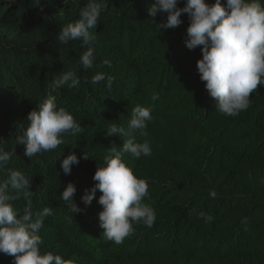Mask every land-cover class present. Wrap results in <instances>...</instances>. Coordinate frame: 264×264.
<instances>
[{"label": "trees", "instance_id": "trees-1", "mask_svg": "<svg viewBox=\"0 0 264 264\" xmlns=\"http://www.w3.org/2000/svg\"><path fill=\"white\" fill-rule=\"evenodd\" d=\"M153 2L107 0L101 23L90 29L97 37L94 67L85 70L78 61L87 46L79 40L61 44L58 34L79 19L86 0H0V137L5 150L17 151L0 170V181L8 167L32 178L33 210L53 209L39 233L41 252L73 264H264V84L239 115L216 111L197 71L201 47L189 50L185 44L188 15L174 29L157 30L167 13L150 17ZM67 71L77 73L80 85L55 87V78ZM97 72L113 77L111 89L106 80L89 83ZM49 95L84 132L30 158L24 145H16L17 128H27L28 114ZM137 105L151 108L158 121L148 123L146 137L136 135L149 141L152 154H125V160L150 182L144 202L157 219L151 228L134 224V234L117 245L99 226V190L75 215L59 197L74 182V199L85 209L81 198L96 183L93 176L111 145L122 148L120 136L107 130L126 126ZM72 152L81 159L65 175L60 164ZM212 189L216 198L209 195ZM16 203L20 209L26 205L22 196ZM200 211L211 219L199 217ZM0 264H14V257L0 253Z\"/></svg>", "mask_w": 264, "mask_h": 264}, {"label": "clouds", "instance_id": "clouds-1", "mask_svg": "<svg viewBox=\"0 0 264 264\" xmlns=\"http://www.w3.org/2000/svg\"><path fill=\"white\" fill-rule=\"evenodd\" d=\"M154 0L148 8L150 17L167 13L166 21L156 25L157 30L176 28L183 23L182 14L189 18L186 47L194 50L201 47L202 57L197 61V71L209 95L215 99V110L235 117L251 105L250 94L258 85L264 84V4L262 0ZM107 8V0H86L80 10L79 19L62 27L58 34L61 44L82 41L87 46L79 57L78 64L85 70L94 67L96 35L95 29L101 23V14ZM105 65L110 61L104 60ZM107 81L111 89L113 77L103 72L95 73L89 83L95 85ZM75 88L80 79L75 71L61 72L55 78L54 86ZM155 99V97H153ZM154 119L149 107L137 105L131 113L127 125L113 124L109 135H119L122 148L115 143L105 156L103 166L98 167L93 176L96 182L86 189L82 196L85 209L79 207L74 199L76 184L69 182L60 199L65 202L70 214L75 215L90 206L99 190L98 203L102 206L99 213V226L103 236L117 245L135 232L134 224L143 223L151 228L156 222L155 210L144 202L149 196V181L138 177L125 160V154L133 158L151 156L152 147L147 139L137 141V132L146 137L148 123ZM28 125L17 128L16 145H24V155L32 158L38 153L55 150L65 144L64 137L82 134L84 128L63 107L57 106L55 96L49 95L27 116ZM4 139L0 137V170L6 168L14 156L16 147L5 150ZM84 159L88 158L85 153ZM81 157L76 152L68 154L60 168L70 175L72 166L78 165ZM31 179L23 171L14 167L7 168V178L0 181V253L14 257V264H73L60 254L42 253L40 230L45 219L53 214L51 207L34 211L31 201ZM264 183V181H261ZM210 197L216 198L215 189ZM23 197L26 205L16 207ZM195 211V210H194ZM197 215L211 219L205 212ZM71 220V215L67 217Z\"/></svg>", "mask_w": 264, "mask_h": 264}, {"label": "rangeland", "instance_id": "rangeland-1", "mask_svg": "<svg viewBox=\"0 0 264 264\" xmlns=\"http://www.w3.org/2000/svg\"><path fill=\"white\" fill-rule=\"evenodd\" d=\"M150 124H154L155 126H158V121L157 118H154L151 122H149ZM164 130H159L160 135L164 134ZM155 141H159V139H155Z\"/></svg>", "mask_w": 264, "mask_h": 264}]
</instances>
